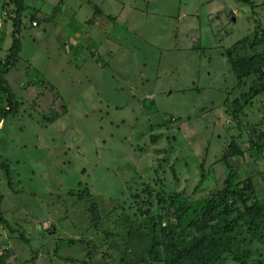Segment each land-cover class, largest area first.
<instances>
[{
    "label": "rangeland",
    "instance_id": "374dc122",
    "mask_svg": "<svg viewBox=\"0 0 264 264\" xmlns=\"http://www.w3.org/2000/svg\"><path fill=\"white\" fill-rule=\"evenodd\" d=\"M251 1L255 15L239 0H25L7 73L20 105L0 119V161L13 180L0 169L2 208L32 244L0 229L2 246L17 245L14 264H145L118 206L137 218V193L224 188L231 141L240 188L252 176L263 197L264 149L251 147L248 128L264 132V91L241 101L254 82L237 87L224 55L253 36L255 19L264 24V0ZM3 4L2 60L14 23ZM236 98L238 118L227 111ZM170 117L181 120L159 127ZM251 248L250 264H264V243Z\"/></svg>",
    "mask_w": 264,
    "mask_h": 264
},
{
    "label": "trees",
    "instance_id": "16d2710c",
    "mask_svg": "<svg viewBox=\"0 0 264 264\" xmlns=\"http://www.w3.org/2000/svg\"><path fill=\"white\" fill-rule=\"evenodd\" d=\"M239 1L248 3L252 14L255 15L258 7L256 2ZM3 8L4 21H7L4 19V12L9 13L8 15L14 13L15 16L12 18L14 21L12 44L5 59L0 58V102L7 103L6 108H0V119L20 105L7 78V73L14 66L21 50L19 34L23 23V13L27 6L25 0H4ZM37 19L34 14L31 22ZM255 23L256 31L252 34L253 36L240 40L224 51L236 77V86L242 87L250 80L254 82L248 92L240 98L246 104L252 97L264 91V24L256 19ZM240 48H249L252 53L241 55ZM240 99L236 98L233 101V107L230 106L227 110L234 118H238L243 110ZM177 120L181 119L170 117L167 124H161L159 127L166 125L168 127L166 128L170 129V125ZM256 127L251 125L248 128L249 142L251 147L260 154L264 149V132H258ZM160 135L153 134L152 140L159 139ZM240 152L233 141L223 152L222 159L227 166L228 175L222 189L189 197L178 193L164 195L161 192L149 191L145 198L137 193L135 195L139 213L137 218H132L124 205L118 206L117 211L121 210V212L116 219L121 218L120 221L127 225L129 234L136 227L134 235L130 238L135 249L138 246L140 263L250 264L251 260H254L251 245L255 241L264 243V194L262 198L258 197L252 176L246 179L247 185L240 188L241 175L230 161L231 157ZM3 162L0 161V169L5 170L6 166ZM5 172L8 185L12 187L11 171L6 168ZM149 188L150 185L145 189L141 188V191L149 190ZM2 190L0 186V229L21 238L23 240L21 242L30 247L31 241L25 236L24 230L12 224L2 208L4 199ZM154 200L157 202L154 203ZM102 220V212H94V222L98 224ZM79 242L88 245L84 239ZM1 244L0 240V264H14L13 261L18 258L17 245L10 247Z\"/></svg>",
    "mask_w": 264,
    "mask_h": 264
},
{
    "label": "crops",
    "instance_id": "0c3cea01",
    "mask_svg": "<svg viewBox=\"0 0 264 264\" xmlns=\"http://www.w3.org/2000/svg\"><path fill=\"white\" fill-rule=\"evenodd\" d=\"M62 2H64V0H60V3H62ZM39 10H40V9H39ZM40 11H41V10H40ZM41 12H42V11H41ZM48 17H49V16H46L45 18L48 19ZM37 18H38V17H37ZM39 19H40V18H38V22H39ZM39 25H40V23H38L37 27H38Z\"/></svg>",
    "mask_w": 264,
    "mask_h": 264
},
{
    "label": "built area",
    "instance_id": "2783aa9c",
    "mask_svg": "<svg viewBox=\"0 0 264 264\" xmlns=\"http://www.w3.org/2000/svg\"><path fill=\"white\" fill-rule=\"evenodd\" d=\"M8 14H9V13L4 12V15H5V16H13V17L15 16L14 13H13L12 15H8ZM34 24H36V22H34Z\"/></svg>",
    "mask_w": 264,
    "mask_h": 264
},
{
    "label": "water",
    "instance_id": "95a60500",
    "mask_svg": "<svg viewBox=\"0 0 264 264\" xmlns=\"http://www.w3.org/2000/svg\"><path fill=\"white\" fill-rule=\"evenodd\" d=\"M233 20H235V18H233Z\"/></svg>",
    "mask_w": 264,
    "mask_h": 264
}]
</instances>
